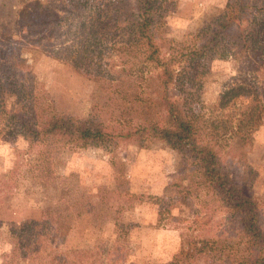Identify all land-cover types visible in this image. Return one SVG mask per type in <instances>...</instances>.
<instances>
[{
	"label": "rangeland",
	"instance_id": "rangeland-1",
	"mask_svg": "<svg viewBox=\"0 0 264 264\" xmlns=\"http://www.w3.org/2000/svg\"><path fill=\"white\" fill-rule=\"evenodd\" d=\"M30 1L0 0V74L10 77L7 82L30 83L34 94L44 92L59 111L99 117L101 109L93 98L95 82L56 55L50 45L35 41L36 36L27 32L24 37L21 27L28 19L20 10ZM62 1L43 0L65 17ZM227 2L177 0L164 18L168 47L179 51L192 43ZM260 56L258 49L251 48L224 58H189L187 89L195 111L206 119H227L233 107L218 106L221 95L251 80L258 73ZM136 66L143 70V64ZM10 96L8 105L14 109L16 95ZM0 128L6 132L0 133V264L8 258L11 264H48V252L53 264H172L181 245L182 226L203 227L199 232L224 241L234 236V221L217 195L176 183L173 175L181 156L165 141L148 146L114 141L49 145L30 143L19 132L20 126L9 120L4 119ZM252 139L249 160L258 173L253 194L261 201L264 224V124L253 129ZM233 170L238 176L240 170ZM45 211L58 218L57 223H49L55 236L25 256V238L34 229H29L23 242L18 231L40 220ZM220 255L197 253L190 264L216 262Z\"/></svg>",
	"mask_w": 264,
	"mask_h": 264
},
{
	"label": "trees",
	"instance_id": "trees-1",
	"mask_svg": "<svg viewBox=\"0 0 264 264\" xmlns=\"http://www.w3.org/2000/svg\"><path fill=\"white\" fill-rule=\"evenodd\" d=\"M62 3L68 16L60 17L43 0L28 2L20 10L28 19L21 27L24 37L27 32L36 36L35 41L50 45L56 55L95 82L93 98L100 106V116L59 111L44 92L34 94L30 83L7 82L10 77L0 74V124L9 120L20 126L19 132L30 143L49 145L114 141L148 146L165 141L181 156L173 175L176 183L186 189L212 191L228 209L236 228L234 236L224 241L199 232L203 227L182 226L181 245L172 264H190L194 254L208 252L222 255L206 264H264L261 201L253 194L258 173L249 160L252 131L264 124V0H228L193 36L192 43L179 51L168 47L164 31V18L177 0ZM54 37L60 40L55 42ZM251 48L261 54L258 73L221 95L218 106L233 107L228 118L206 119L197 113L187 89V60L224 58ZM137 64H143V70ZM10 93L18 102L14 109L8 105ZM3 129L0 133H6ZM234 168L240 170L238 176ZM57 222L53 211H45L40 220L18 231V240L23 242L29 229H34L25 238V256L54 238L49 223ZM48 256V264H53L52 253ZM9 260L3 264H11Z\"/></svg>",
	"mask_w": 264,
	"mask_h": 264
}]
</instances>
